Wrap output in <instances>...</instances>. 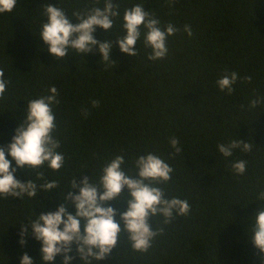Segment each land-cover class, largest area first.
Masks as SVG:
<instances>
[{
  "label": "trees",
  "instance_id": "obj_1",
  "mask_svg": "<svg viewBox=\"0 0 264 264\" xmlns=\"http://www.w3.org/2000/svg\"><path fill=\"white\" fill-rule=\"evenodd\" d=\"M113 2L120 16L109 32L97 28L94 38L113 43L110 60L117 66L101 61L98 49L84 56L70 49L64 60H57L39 39L44 5L61 7L71 18L74 11L103 8L104 0L99 5L93 0H17L11 13L0 14V69L7 82L0 100V147L11 143L28 102L55 87L54 135L65 157L59 171L39 170L58 183L57 189L39 192L36 199L0 198V264H20L25 253L41 264L40 242L29 228L22 246L21 229L36 215L55 212L68 191L79 194V187L71 189L74 178L78 186L85 177L96 183L102 168L120 155L124 171L135 175V161L149 153L173 169L167 183L153 186L167 199L187 200L191 211L174 214L167 225L161 216L150 217V227L162 228L163 234L146 253L133 251L122 231L117 246L98 264H264V253L250 242L255 214L264 203L256 200L264 189V103L249 107L252 99L264 98V0H177L172 7L166 0ZM137 3L154 14L161 28L172 24L179 30L168 38L163 60L147 59L151 49L143 36L132 58L116 44L125 34L124 10ZM71 23H77L75 18ZM225 72L239 76L231 95L216 85ZM244 77H252L251 82H243ZM93 100L99 101L98 108L91 107ZM83 109L89 110L87 117ZM172 137L180 141L178 155L169 144ZM232 140L249 143L251 151L234 150L224 158L217 145ZM237 160L247 162L242 176L231 169ZM15 178L36 179L35 173L21 170ZM126 197L127 189L120 201L104 205L117 211V222L127 208ZM75 211L74 205L68 209L72 215ZM72 249V264H81L76 246ZM62 260L57 256L54 264Z\"/></svg>",
  "mask_w": 264,
  "mask_h": 264
},
{
  "label": "clouds",
  "instance_id": "obj_2",
  "mask_svg": "<svg viewBox=\"0 0 264 264\" xmlns=\"http://www.w3.org/2000/svg\"><path fill=\"white\" fill-rule=\"evenodd\" d=\"M169 7L176 4L177 0H166ZM94 5H99L100 0H93ZM17 0H0V14L11 13ZM46 22L42 24L39 39L47 46V51L57 60H64L69 55V50H75L82 56L93 53L98 49L103 62L110 60L113 43L110 40L103 42L94 38L97 28L109 32L114 27V21L120 16L119 5L113 0H104L103 8L94 6L80 12L74 11L70 18L61 7L44 5ZM75 18L76 24L71 23ZM122 30L125 33L118 38L116 44L121 53L129 57L138 55L137 42L143 36L146 48L151 49L147 59L150 61L163 60L168 54L167 40L179 31L174 25L168 24L161 28L160 21L153 13L145 11L144 5L135 4L125 9L123 14ZM184 31L192 36L190 26L185 25ZM86 63V62H85ZM116 65L114 61H111ZM117 66V65H116ZM4 71L0 69V100L4 99L7 82ZM239 79L236 72H225L216 81L220 92L231 95L234 85ZM252 77H244L243 82H251ZM49 95L30 100L27 105L25 118L18 124L11 143L0 147V198H19L25 196L36 199L39 192H48L59 187L56 181H49L44 173L39 171L47 166L57 172L65 163L64 155L59 151L60 142L54 135L56 130V117L52 106L58 105V92L55 87L49 89ZM264 103V98L257 97L250 101L249 107L256 108ZM92 108L99 107V101H91ZM87 117L90 112L83 109ZM169 144L178 155L182 151L179 139L172 137ZM252 145L240 140H232L227 144L217 145L218 152L224 158L233 156L234 150L244 153L251 151ZM10 157L11 159L6 158ZM13 164L15 165L13 167ZM123 155L116 156L101 170L98 182H91L85 177L78 186L76 178L71 182V189L79 187V194L74 195L68 191L55 212L36 215L29 222V227H22L20 244L26 245L24 237L29 235L40 242L41 264H54L57 256H62V264H72V246L81 264L100 262L117 246L121 232H126L129 244L133 251L146 253L152 246V241L163 234V229L153 230L148 220L157 216L163 217L165 225L178 216H186L191 211L187 200L179 198L167 199L164 192L153 185L167 183L171 179L173 169L159 156L149 153L140 156L135 161L137 172L135 175L127 174L123 165ZM247 162L237 160L231 163V169L236 176L246 172ZM17 170L35 173V180L27 179L21 182L15 178ZM36 181H43L37 184ZM127 189L128 197L124 199L127 208L119 213L120 220L116 221L117 211L105 204L120 201L122 193ZM256 200L264 202V189L258 192ZM74 205L75 215L68 212ZM40 207H43L41 205ZM250 242L260 252L264 253V203L258 208L252 226ZM20 264H34L33 260L25 253Z\"/></svg>",
  "mask_w": 264,
  "mask_h": 264
}]
</instances>
